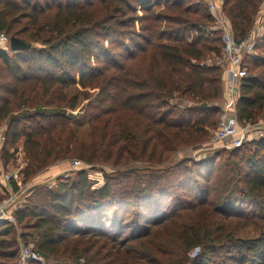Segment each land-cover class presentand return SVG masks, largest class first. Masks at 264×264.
Returning <instances> with one entry per match:
<instances>
[{
  "label": "trees",
  "instance_id": "trees-1",
  "mask_svg": "<svg viewBox=\"0 0 264 264\" xmlns=\"http://www.w3.org/2000/svg\"><path fill=\"white\" fill-rule=\"evenodd\" d=\"M262 1L224 0L239 40L251 33ZM151 3L0 0V34L43 47L13 55L0 50V126L8 121L4 163L9 148L25 138L24 183L69 158L92 166L113 157L167 165L216 129L223 70L209 61L220 58L223 47L220 35L205 33L218 35L209 31L215 19L208 5L173 0L166 13L155 14L148 13ZM259 49L262 55L244 63L248 77L237 116L245 125L264 120V34L256 54ZM76 86L87 101L82 117L74 114L77 97L53 96L57 88ZM91 89L99 92L90 95ZM35 94L45 105L33 107ZM79 118L92 126L87 141L74 131ZM82 143L87 146L78 155L74 148ZM147 170V180L136 183L128 174L107 175L97 190L85 171L55 188H37L16 213L34 232L22 239L35 241L45 264H264V139L201 161L187 157L159 174ZM13 231L0 221V264H18V238H8Z\"/></svg>",
  "mask_w": 264,
  "mask_h": 264
},
{
  "label": "rangeland",
  "instance_id": "rangeland-1",
  "mask_svg": "<svg viewBox=\"0 0 264 264\" xmlns=\"http://www.w3.org/2000/svg\"><path fill=\"white\" fill-rule=\"evenodd\" d=\"M150 1L152 3L147 5L148 7L151 8L150 12H148V13L162 14V13H166L167 4H169L173 0H171V1L170 0H150ZM194 1L201 2V4H203V5L207 4L206 0H194ZM157 2L159 3L160 6L154 5V4H157ZM141 8L142 7L140 6L138 9L139 16L144 15L143 12H141V10H142ZM223 13H224L223 16H226L224 9H223ZM227 19L229 20L228 17H227ZM230 23H231V21H230ZM231 26H232V24H231ZM212 30H213V28H211L209 31H212ZM206 31L207 30H205V33H207L209 38H213V37L219 38L221 36V34L219 32H218V35L217 34L213 35V34H211V32H208V31L206 32ZM251 31L255 32L254 35H255L256 41H258L264 34V0L262 1L261 11H260V14L257 18V22ZM31 46L35 49L43 48L38 43L31 45ZM115 51H119V49H116ZM122 51H124V50L122 49ZM8 53L10 55H13V53L10 51H8ZM262 53H263L262 49H259L257 51V54H255V55H258V54L262 55ZM225 91L227 93V88L226 89L224 88V92ZM55 92L56 93L53 96H60L61 94H63L67 100H70L73 97H77L80 100V105H79V108L74 112V114L75 115H77V114L81 115L80 117H82L83 109L81 110V108H84L86 103H87V101H84V99H83L82 89H80L77 86L69 88V89H65V90H62L61 88H57V90ZM96 92L97 93L99 92L98 89H95V90L91 89L88 93H90V95H91V93H96ZM226 95H227V97L229 96V94H226ZM239 97H240V91H239ZM32 98H33V101H32L33 107L45 105L44 104L45 102L43 101V98L41 95L35 94L32 96ZM238 101H239V99H238ZM225 106L226 105H224V107ZM109 116H110V114L108 116H106L105 119H109L110 118ZM215 117L218 118L219 117L218 114ZM79 119H80L79 121L75 120L76 123L74 124V126L73 125L72 126L74 128V131L80 137L81 141H87V140H89V138H88L89 128H91L92 126H90V124H88L86 121L81 120V118H79ZM78 122H80V123H78ZM239 124H240V126H245V124L242 122H239ZM249 125H250V127H253L252 132H251V134H252L251 138L256 137L258 134H261V133L264 134V120H261V121L257 122L256 124H249ZM7 127H8V121L0 126V141H1L0 142V163H1L0 167H2L3 163H4L3 157H4V147H5V143H6L5 136H6V132H7ZM109 127H110V125H109ZM102 128L105 130V126H103ZM255 128H256V131H254ZM213 131H214V129H212V128L209 129V133H208L209 138L207 139V141L204 144L197 145V146L192 147V148L189 147V148L185 149L183 152L177 153L173 157V159L170 161V163L167 165L166 164L153 165L150 162H143L142 160H140V161L136 160L135 162L130 161L129 163H126L125 160L124 161L123 160H117L116 157H113L112 159H110V161H107L104 164H97L96 166H92V164H89L83 160H80V158L79 159L78 158H72V159L69 158V160L67 159V160L59 161V162L55 163L54 165H52L51 167L46 168L45 170L38 173L34 179L27 181L25 183H24V177L22 176V172L28 167L29 161L27 159V155H26L25 148H24L25 138H21L20 141L18 142V144L16 145V148H9V150H8V154L10 155V162H9L8 171H10V173L15 171V173H16V176H17L16 180L18 181L19 190L15 191V192L16 193L18 191L21 192V193H18V197H17V199L20 200V204L15 202L13 206H10L8 208V211H6V213L13 216L14 218H17L16 213L21 209V205L23 207L27 203H29V199L32 196L34 190H36L37 188H42V187L55 188V187H57V185L60 181L61 182L63 181L65 183H68L70 180L74 181L77 173H79L81 171H85L88 174L89 180L93 183L92 184V190H97V189H100L106 185V176L107 175H113L115 177H118L121 173H123V175L128 174L126 176L128 177L129 182L136 183L138 180H142V181L147 180V177H144L145 176L144 173L145 172L148 173L147 172L148 168L157 169L156 172L159 174L160 170H164L169 166L171 167L177 161L183 160L184 158H187V157L192 158L196 161H201L204 158L210 157L213 154H216L220 151L230 152L231 149H227L225 147V146H228L230 142L225 143V144H220V145H213L212 144L211 139H212ZM99 134L103 136L105 133L100 129V132L98 133V135ZM251 134H249V135H251ZM1 137L4 138L5 140H3ZM261 139H264V138L261 137L257 140H251V141H259ZM251 141H249V142H251ZM83 145L87 146L86 144H83V143H82V146L77 145L76 149L74 148L75 153L80 155L82 153V151L84 150ZM116 151H118V149L115 150V152ZM83 153L86 154V152H83ZM99 154L100 153H98V155ZM136 154L139 155L138 152ZM218 163L219 162L217 161V164ZM152 170H150V171H152ZM171 177H169V178H171ZM167 179H164V181L166 182ZM175 179L176 178H171L172 181L174 180L173 185L176 183ZM166 184H167V182H166ZM10 194H11V192H8L5 188L0 189V199L1 198L6 199L7 197L10 196ZM21 201H22V203H21ZM19 206H20V208H18ZM8 217H10V216H8ZM0 221H6V220L4 218V220H0ZM15 222H16V224L10 222V224L14 226V231L8 236V238H12L15 236H17V238H18L16 246H17L18 251H19V257L17 259V261H18L17 263L18 264H32L31 262H33V261H27L25 263H20V253H21L22 248H24L25 245H27L26 242L24 241V239H22V236L26 233L31 234L34 232L31 229H25L23 225H20L18 223V220ZM249 230L255 231L254 228H249ZM125 231H127V233L124 236H127L129 234V230L125 229ZM242 235H243V237H250L251 234L249 232L244 231ZM28 241H29V244H34V245L36 244L35 241L31 237H30V239H28ZM42 263L43 264L47 263V261L44 257H43Z\"/></svg>",
  "mask_w": 264,
  "mask_h": 264
},
{
  "label": "built area",
  "instance_id": "built-area-1",
  "mask_svg": "<svg viewBox=\"0 0 264 264\" xmlns=\"http://www.w3.org/2000/svg\"><path fill=\"white\" fill-rule=\"evenodd\" d=\"M206 2L209 12L215 19V25L212 27V31L219 32L221 34L223 47L222 56L215 61L210 60L209 63H215V65L221 67L226 72L227 94L230 96V100L221 110L222 112L219 124L213 131L211 141L213 145L230 142L229 145L225 147L227 149H234L242 146L248 141L257 140L261 137L264 138L263 133L251 138L253 127H250L249 124L240 126L237 116V105L241 82L244 78L248 77L247 68L244 66L245 58L256 54L257 41L254 35L255 32L252 31L242 40H239L236 37L230 21L226 16H223L224 0H206ZM0 46L1 48L7 47V51H10V39L5 33L0 34ZM254 131H256V128ZM3 140L5 139L3 138ZM16 179V175L4 173L0 176V186H8ZM18 193L21 192H12L6 199L4 198L0 200V220H4L5 218L7 222L16 224L15 221H17V218L7 214L6 211H8V208L13 206L15 202L20 204V200L17 199ZM18 208H20V206ZM35 249L34 244L25 245L20 253V263H25L27 261L42 263L43 256H41ZM198 251L199 249L193 250L191 256L195 257Z\"/></svg>",
  "mask_w": 264,
  "mask_h": 264
},
{
  "label": "crops",
  "instance_id": "crops-1",
  "mask_svg": "<svg viewBox=\"0 0 264 264\" xmlns=\"http://www.w3.org/2000/svg\"><path fill=\"white\" fill-rule=\"evenodd\" d=\"M5 49V51H7L8 49H7V47L6 48H1V46H0V50H4ZM8 52V51H7ZM223 70V69H222ZM223 83H224V88L226 89L227 88V75H226V72L223 70ZM227 93H226V91L224 92V102H223V107H224V105H226V102H228L229 100H230V98H229V96L227 97V95H226ZM2 138V137H1ZM3 139V138H2ZM1 142V141H0ZM3 159H4V157H3ZM4 161V160H3ZM1 164V163H0ZM8 169H9V164L7 165V164H5V163H3V166L2 167H0V176L2 175V174H4V173H9L10 174V171H8ZM11 174H13V175H16V173H15V171L14 172H12ZM19 174V173H18ZM17 183H18V181L17 180H15ZM15 181H13V182H15ZM12 184L13 183H10L8 186H5V187H2V186H0V189H6L8 192H15L14 190H13V186H12Z\"/></svg>",
  "mask_w": 264,
  "mask_h": 264
},
{
  "label": "water",
  "instance_id": "water-1",
  "mask_svg": "<svg viewBox=\"0 0 264 264\" xmlns=\"http://www.w3.org/2000/svg\"><path fill=\"white\" fill-rule=\"evenodd\" d=\"M31 48H32L31 45L25 43L24 41H22V40H20V39H18L16 37H11L10 38V51L11 52H14V53H16V52H24V51L30 50ZM202 107L206 108L207 105L204 104Z\"/></svg>",
  "mask_w": 264,
  "mask_h": 264
}]
</instances>
